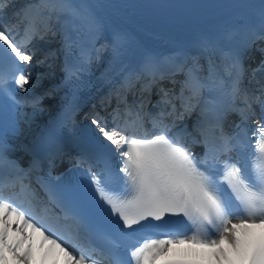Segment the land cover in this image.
<instances>
[{"label":"snow or ice","instance_id":"6c2138e0","mask_svg":"<svg viewBox=\"0 0 264 264\" xmlns=\"http://www.w3.org/2000/svg\"><path fill=\"white\" fill-rule=\"evenodd\" d=\"M15 4L16 0H0V245L12 252L19 264H29L27 253H17L19 244L5 243L9 228L19 233V243L30 239L27 227L59 249L66 257L64 264H102L95 254L104 256L105 252L113 264H156L161 258L162 264H191L174 258L187 255L206 257L215 264H264V238L257 243L249 232L254 227L264 229V59L251 69L249 87L243 86L247 70L239 53L227 55L225 75L217 71L215 62L209 64L206 76L198 63L186 71L181 66L178 71L184 73V78L176 81V72H172L174 87L160 88L159 99L151 110L145 104L144 92L150 93L158 83L155 73L143 84L139 97L133 93L129 103L127 95L135 87L131 82L135 73H130L126 77L127 90L123 85L113 89L116 107L109 114L111 128L99 113L91 118L99 135L87 143L103 159V167L89 168V185L75 190L51 186L37 177L49 202H55L64 213L55 219L37 218L31 210L35 192L19 176L24 170L6 156L9 146L4 139L3 105L7 96L10 106L18 109L20 101L15 90L31 91L39 79L32 71L33 60L45 65L53 56L48 52L37 59L36 49L30 47L33 41L55 37L56 24L65 15L75 14L78 6L72 0H27L6 25V7ZM85 24L93 35L100 31L101 22L94 15L86 18ZM260 29L256 38L264 40V0L260 4ZM122 42L121 34L115 33L113 51L117 58ZM63 48L71 53L67 36ZM259 51L264 53V48ZM90 62L91 54L82 51L78 67L66 62V78L78 79V73ZM151 65V58H146L145 69ZM40 101V97H33L25 103L35 109ZM222 101L227 111L240 118L231 134L223 127ZM111 104V95L102 101L104 107ZM257 106L261 115L251 130V141L249 125L256 117ZM193 113L196 120L189 131L186 121ZM250 144L255 153L251 178L246 159ZM194 145L203 147V155L193 153ZM113 157L118 164L112 162ZM6 169L16 171L19 192L13 191L15 181L4 183ZM6 187L10 190L8 196L4 195ZM13 214L22 223L9 224L8 216ZM169 217L183 220L174 222ZM146 228L157 231L144 233ZM137 233L143 234V240L131 249L129 262L117 249ZM101 241L110 247L98 246ZM185 246L207 251H181ZM4 259L0 254V260Z\"/></svg>","mask_w":264,"mask_h":264},{"label":"bare ground","instance_id":"6f19581e","mask_svg":"<svg viewBox=\"0 0 264 264\" xmlns=\"http://www.w3.org/2000/svg\"><path fill=\"white\" fill-rule=\"evenodd\" d=\"M26 2L27 0H19V4L16 6L22 7ZM72 2L78 6L76 13L65 15L61 25L62 34L69 32L72 34V37H75L74 42H71V51L75 48L76 40L88 31L85 21L90 15H94L99 20L114 16L126 25H136L138 27V30L135 29L136 36L140 42L145 41L147 37L151 35V38L156 39L157 37L158 39L156 40L165 45L169 43L172 44V41H175V43L184 44L189 49H196L197 33L195 29L204 25L208 18L218 19L220 21L218 26L221 31L239 29L251 5V0H231L229 2H218L213 4H208V2L203 0L192 3L188 0H168L160 7L152 6L147 0H72ZM6 12L7 14L13 13L12 10L7 7ZM7 16L8 19H10L12 15L8 14ZM112 25H114L113 22ZM224 42H227V40L224 39ZM44 44L48 45L49 43L44 42ZM59 47L60 45L55 48V54L59 52ZM37 54L40 53H36V55ZM34 62L35 59L33 60V63ZM50 64H52L53 68H51L53 69V73L48 74L43 70L40 73L42 75H39V77L42 76L47 81L57 78V81L53 82H61L64 79L62 74L65 71V69L61 68V62L58 63L52 59ZM44 68L45 67H43V69ZM170 84H162L161 88L165 89ZM48 85L35 84L31 89V94L24 92V95H22L23 100L26 102L32 96H38L46 91L52 95V102L47 104L46 107L49 108L42 110H40L39 106L43 104V101H41L35 109L27 103H24L23 106L20 107L21 109L18 114L20 119V131L16 135L18 139L32 138L50 118V115L47 116L50 107L52 105L55 108L57 107V101L61 91L59 90V96L55 97L53 95L56 91L51 90ZM158 92V89H156L154 95L155 99H159ZM130 93L132 94L133 91ZM53 101L56 102V105ZM114 107H116L115 100L110 107L101 105L100 110H96L95 112L105 116L108 112L112 111ZM55 108L51 109L50 112L52 113ZM254 228H251L249 232ZM181 251L188 253H203L207 250L198 246H191V248L185 246ZM207 259L211 264H215V261L209 258ZM234 262L238 263L237 261Z\"/></svg>","mask_w":264,"mask_h":264},{"label":"rangeland","instance_id":"374dc122","mask_svg":"<svg viewBox=\"0 0 264 264\" xmlns=\"http://www.w3.org/2000/svg\"><path fill=\"white\" fill-rule=\"evenodd\" d=\"M19 0H16V3H19L18 2ZM60 26V22L58 23V24H56V27H59ZM49 44H50V46H43L42 44H40V48L41 49H45V48H50V49H52V48H54V47H57L56 45H58L59 44V39H58V34L55 36V40H51V42H48ZM100 53V52H99ZM41 54H42V52H41ZM59 58H60V55H55V56H52L49 60H52V59H54V60H57V62H59ZM40 59H43V57L42 58H40ZM49 62V61H48ZM46 63L45 65H37L36 64V68L38 69V71H36V73L35 74H38L39 75V73L41 72V71H43V70H45L46 72H48V73H50V70H51V65L49 64V63ZM43 67H45L44 69H43ZM53 68V67H52ZM41 70V71H40ZM40 79H42V81L41 82H38V84H47V83H50L51 82V80H50V82L49 81H45V79L43 78V77H40ZM42 100H46L47 102H51V95L49 94V93H43V94H41V95H38ZM47 97V98H46ZM44 104V103H43ZM41 107V109H45L46 108V106H40ZM39 107V108H40Z\"/></svg>","mask_w":264,"mask_h":264}]
</instances>
